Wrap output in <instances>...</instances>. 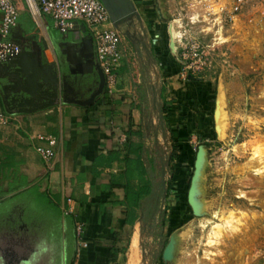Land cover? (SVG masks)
Listing matches in <instances>:
<instances>
[{"label": "crops", "instance_id": "crops-1", "mask_svg": "<svg viewBox=\"0 0 264 264\" xmlns=\"http://www.w3.org/2000/svg\"><path fill=\"white\" fill-rule=\"evenodd\" d=\"M132 2L139 16L118 28L125 58L117 85L112 93L102 92L85 105L75 100L87 101L100 80L95 41L87 25L77 21L63 34L45 15L44 25L36 24L37 38L30 33L31 16L18 6L20 18L11 38L21 44L22 55L0 63L3 106L17 116L19 123L3 129L0 135V191H10L0 197V264H68V256L76 248L75 262L124 264L129 228L135 225L134 231L138 230L147 201L158 188L164 189L166 170L158 146L161 130L150 136L152 124L155 129L157 124L150 117L145 120L144 102L152 94L155 98L157 90L161 96L163 90L165 73L159 68L165 67L161 35L166 31V21L160 19L155 0ZM161 6L165 15L162 0ZM178 66L175 63L172 67L176 73ZM41 77L45 78L43 84L37 81ZM48 80L54 84L52 91L44 88ZM45 103L52 104L40 107ZM130 129L144 133L142 139L131 138L142 146L147 169V178L138 185L152 186L151 194L139 207L128 206L125 199V142ZM40 136L57 138L50 164L38 150L48 143ZM158 173H162L161 182L156 180ZM23 178L31 183L17 188ZM35 183H40L39 191L50 200L29 207L25 200L30 197L23 193L33 189ZM13 195L21 200L4 203ZM69 198L73 199L74 212L65 215L63 209L70 206ZM75 223L76 228H83L81 238L74 234ZM133 238L125 264H131Z\"/></svg>", "mask_w": 264, "mask_h": 264}, {"label": "rangeland", "instance_id": "rangeland-1", "mask_svg": "<svg viewBox=\"0 0 264 264\" xmlns=\"http://www.w3.org/2000/svg\"><path fill=\"white\" fill-rule=\"evenodd\" d=\"M24 1L20 8L29 14ZM162 2L167 21L161 35L165 67L159 71L165 73V96L174 101L167 120L162 111V92L159 96L157 90L155 98L151 93L144 104L145 120L150 117L157 124L156 129L152 124L150 136L161 130L158 146L166 182L164 189L158 188L147 201L138 230L134 231L135 225L129 228L123 263L134 233L129 250L131 264H135V258L138 264H166L163 249L170 235L179 230L174 264H264V155L258 156L252 150V145L264 137V18L251 10L234 12L230 0ZM235 18L241 25L239 29L234 27ZM46 22L50 27V21ZM172 23L180 33L176 36L173 28L176 54L168 48ZM190 43L200 45L204 63L197 68L199 64L194 62L192 71L188 70L190 63L180 56L181 49ZM175 63L179 64L177 73L172 70ZM189 72L202 79H189ZM37 81L43 84L42 77ZM44 87L47 89V82ZM219 95L223 99L219 106L222 136L216 132L214 118ZM200 145L205 149L199 181L203 212L196 215L188 191ZM173 153L176 157L171 161ZM156 175L161 182L162 173ZM230 211L235 214L233 218L221 221ZM217 224L219 227L212 230Z\"/></svg>", "mask_w": 264, "mask_h": 264}, {"label": "built area", "instance_id": "built-area-1", "mask_svg": "<svg viewBox=\"0 0 264 264\" xmlns=\"http://www.w3.org/2000/svg\"><path fill=\"white\" fill-rule=\"evenodd\" d=\"M25 2L29 15L38 26L44 25L45 15L52 19L54 27L63 34L73 29L77 21H82L87 25L95 41L98 64L105 74V87L109 93H112L117 85L118 71L125 55L121 48V33L114 27L111 15L104 3L101 0H25ZM230 2L234 12L251 10L254 15L264 18V0H230ZM20 13L21 11L14 0H0V63L12 61L22 53L21 44L11 38L12 30L19 22ZM180 52L182 59L186 63H190L189 71H192L194 62L199 64L197 68L203 66V52L197 43H190ZM18 124L17 116L3 106L0 94V135L3 129ZM40 138L46 139L48 143L39 147L38 150L46 163L50 164L55 154L57 138L54 136H40ZM73 203V199L69 198L70 206L63 209L65 215L74 212ZM82 232V226L78 225L76 228L77 238L82 237ZM82 245L87 246V243L83 242ZM74 264L82 263L75 262Z\"/></svg>", "mask_w": 264, "mask_h": 264}, {"label": "trees", "instance_id": "trees-1", "mask_svg": "<svg viewBox=\"0 0 264 264\" xmlns=\"http://www.w3.org/2000/svg\"><path fill=\"white\" fill-rule=\"evenodd\" d=\"M14 1L17 4V6H19V7H20V4L23 2V0H21V1L20 0H14ZM31 22H32L31 23L32 24V30L30 33L34 34V36L39 38L38 29L36 28L37 25L33 19H31ZM19 57H17V58H19ZM189 73L191 74L192 72H189ZM43 79H45V78L43 77ZM53 85H54L53 82L49 81L48 87L46 90L52 91ZM105 91H107L106 87H105L103 92H105ZM165 91H166V87L163 86L162 95H163V98H165V101H164V106H163L162 111L164 113V119L167 120L168 119V115H167L168 108L172 104L174 99L173 98L168 99V97L165 96ZM54 114H55V117H54V119H55L57 113H54ZM128 132L129 133L127 134L126 142H125V144L128 146V150L126 151V155H125L126 170L124 173V178L127 180V183L124 185V188L126 191L125 199H126V203L128 206L139 207V206H141L142 201L151 194L152 186L151 185H144V186L138 185L139 181H142V180L147 178V169H146V167L144 165V161L142 159V146H138V144L135 143L134 141H132V139H131L132 136H135L137 138L142 139L144 137V133L141 130H131V129ZM175 148L178 149V145H175ZM174 157H176V155L174 153L171 154L170 160L171 161L174 160ZM30 183H31V181H28L25 178L20 179L17 188H20L21 186H26ZM166 185L168 188L172 187V185L169 183H166ZM32 187H33V189L24 191V193H23V194L27 193L30 197L29 200H25L29 207H31L32 203H39L40 204L42 202H48L50 200L48 195L45 192L39 191L40 183H35ZM8 193H10V191ZM8 193L2 190V191H0V197L5 196ZM35 195L37 196L36 198H35ZM15 196L16 195H13L12 197L5 199L4 203H12L16 200L17 201L21 200L20 197H18V196L15 197ZM30 209H33V208H30ZM74 234L77 237L76 223L74 224ZM126 251H127V247L124 248V253ZM76 253H77V248L72 252V254L71 253L69 254L68 264H74L75 263ZM113 259L116 260V257H113Z\"/></svg>", "mask_w": 264, "mask_h": 264}, {"label": "water", "instance_id": "water-1", "mask_svg": "<svg viewBox=\"0 0 264 264\" xmlns=\"http://www.w3.org/2000/svg\"><path fill=\"white\" fill-rule=\"evenodd\" d=\"M101 1L104 3L106 8L108 9V11L111 15V20L113 22V25L117 29L119 28L120 24L126 22L127 20L134 18L135 16H139L137 9L134 8L132 0H101ZM155 3H156L157 12L159 14L160 19L167 21V18L164 15L163 8L161 6V0H155ZM169 34H170V41H169L170 49H171L172 53L176 54L178 47H177V43H175V45H174V43L172 41V37H171V33H170V27H169ZM97 70H98L99 76H100L98 89L91 95V97L87 101L75 100L76 103L82 104V105L90 104L94 100L96 95L101 94L104 91L105 86H106V78H105V74H104L102 68L100 67V65L98 63H97ZM189 78L190 79H202V77H195L192 74L189 75ZM221 99H222V96L219 95L217 97V100H216V109L214 112V118L216 121L215 129H216V132L219 136L223 135V129H222V131H220V126H222V123H221V120L219 119V115H220L219 114L220 113L219 105L221 103ZM49 104H52V103H47V104L45 103L43 105H40V107H44V106H47ZM36 108L37 107H35L34 109L33 108L21 109V110H18V112H21V111L29 112V111L35 110ZM204 160H205V149H204L203 145H200L199 151L197 153L196 162H195V168H196L195 174L193 176L190 189L188 191V201H189L190 206L193 209V212L196 215L202 214V213H199L197 211L198 209L196 206V197L198 196V198L200 199V197H199V181L201 178L202 170L200 172L199 169L202 166V164L204 165ZM201 162H202V164H201ZM202 169H203V166H202ZM165 177H166V173L164 171L163 172V183H165ZM194 188H195V191H194ZM193 192L195 194H193ZM193 195H196V197H193ZM179 244H180V235H179V230H177L170 235L169 240L163 249L162 259H163L164 263L174 264V262L177 259L178 252H179Z\"/></svg>", "mask_w": 264, "mask_h": 264}, {"label": "bare ground", "instance_id": "bare-ground-1", "mask_svg": "<svg viewBox=\"0 0 264 264\" xmlns=\"http://www.w3.org/2000/svg\"><path fill=\"white\" fill-rule=\"evenodd\" d=\"M226 2V1H225ZM224 2V3H225ZM224 3H223V5H224ZM222 5V4H221ZM220 5V6H221ZM222 5V6H223ZM216 7V6H215ZM218 8L219 7H217V8H215V10L216 11H218ZM222 8V7H221ZM174 23V22H173ZM173 23L171 24V26H170V33H171V37H172V41H173V43H174V45H175V43H176V41H175V37H174V32H173V30L175 29V32H176V36H178V35H180V33H179V30H178V28L174 25L173 26ZM240 24H239V20H238V18H235L234 19V27L235 28H240ZM174 28V29H173ZM257 28V27H256ZM260 28V27H259ZM262 30V29H261ZM256 31V30H255ZM219 32H221V29H220V31ZM218 32V33H219ZM220 34V33H219ZM245 34V33H244ZM258 36V35H257ZM257 38V37H256ZM256 38H255V40H256ZM220 39L221 40H226V38L225 37H223V36H221L220 37ZM254 44V43H253ZM175 47V46H174ZM220 106V105H219ZM220 115H221V113H219ZM219 118H220V116H219ZM222 130V128H221V126H220V131ZM245 148V147H244ZM252 150H253V152H255V153H258V156H263L264 155V137L263 138H261L258 142H256L255 144H253L252 145ZM201 164H202V162H201ZM201 166V165H200ZM202 166H203V164H202ZM202 166L200 167V172H201V170H202ZM194 191H195V188H194ZM193 194H195L194 192H193ZM197 194V193H196ZM193 197H196V195H193ZM201 205L203 206V202L198 198V196L196 197V206H197V211L199 212V213H202L203 212V210H202V208H201ZM200 208H201V210H200ZM235 214H234V212H227V213H224L223 214V216L220 218V220L221 221H227V220H231V217L233 218V216H234ZM219 227V224H217V225H215V226H213V229L212 230H216L217 228ZM138 234H140L139 232H138ZM212 235V234H211ZM140 238V237H139ZM136 240V239H135ZM135 251V250H134ZM214 264V263H213Z\"/></svg>", "mask_w": 264, "mask_h": 264}]
</instances>
